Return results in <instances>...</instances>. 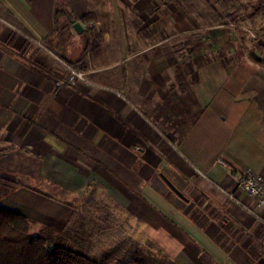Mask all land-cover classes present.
I'll use <instances>...</instances> for the list:
<instances>
[{
	"label": "crops",
	"instance_id": "crops-1",
	"mask_svg": "<svg viewBox=\"0 0 264 264\" xmlns=\"http://www.w3.org/2000/svg\"><path fill=\"white\" fill-rule=\"evenodd\" d=\"M92 11L88 0H0V205L35 233L62 227L84 193L104 190L173 264H264V209L252 213L234 190L245 167L264 175V84H244L252 72L264 79L263 58L241 54L228 33L192 59L167 39L142 48L124 28L112 38L99 16L90 34L81 17ZM58 55L86 81L57 87L68 74ZM184 73L219 84L193 91ZM169 97L183 133L141 112Z\"/></svg>",
	"mask_w": 264,
	"mask_h": 264
},
{
	"label": "rangeland",
	"instance_id": "rangeland-1",
	"mask_svg": "<svg viewBox=\"0 0 264 264\" xmlns=\"http://www.w3.org/2000/svg\"><path fill=\"white\" fill-rule=\"evenodd\" d=\"M57 1L60 6L61 0ZM88 2L94 10L92 14L95 19L99 16L98 18L107 24L112 38L117 37L118 29L124 28L126 34L127 32L130 35L135 34L142 48H145L144 45H148L152 38L158 42L167 39L168 49L173 48V53L192 59L198 52L205 56L213 55L218 34L228 33L229 40L237 41L240 50L243 49L241 54L247 50L263 58L262 63L258 65L264 70V7L260 3L261 0H88ZM83 23L88 25L92 21ZM126 28L132 31H126ZM228 28L231 31H227ZM187 39L192 41L191 44L200 42L199 47L195 44L193 47L186 46ZM38 45L43 47L40 43ZM161 45L157 46V49ZM250 76L244 83L245 86L260 89L264 79L257 75V72H252ZM83 81L86 80H80ZM218 81L204 76L197 79L196 74L188 77V74L184 73V86L192 82L189 88L193 91L209 86L217 87ZM210 110L214 112L212 108ZM141 112L152 119L161 116L163 122L173 124L179 133H183V129L185 131L184 124L174 119L179 113L177 105L170 106L165 101L159 105L155 114L147 110ZM155 125L157 129L163 131L162 125ZM142 146L146 147L144 144ZM97 187L100 188L99 185H94L95 191ZM108 195V192L99 189L96 192L84 193L75 207V215L62 227L55 229L60 232L68 229L74 239L71 242L74 250L95 256L99 260L103 259L104 264H136L137 252L151 254L158 260L171 261L168 256L158 250L155 251L152 243L143 235V223L136 221L139 217L124 208H119L115 200Z\"/></svg>",
	"mask_w": 264,
	"mask_h": 264
},
{
	"label": "trees",
	"instance_id": "trees-1",
	"mask_svg": "<svg viewBox=\"0 0 264 264\" xmlns=\"http://www.w3.org/2000/svg\"><path fill=\"white\" fill-rule=\"evenodd\" d=\"M64 15L62 9L56 8L55 21ZM94 18V14L88 12L81 20L89 23ZM61 29H66V26ZM87 30L90 34L94 32L90 24ZM96 37L99 38L100 35L97 34ZM88 38L86 44L89 45L93 40ZM58 57L63 60L61 56ZM169 98L171 100L168 99L167 102L172 103L174 97ZM175 105L176 103L173 106ZM30 225L24 214L0 205V264H104L103 259L74 250L71 245L74 239L68 229L60 232L48 227L32 233ZM135 263L173 264L171 261L155 259L151 254L138 252L135 254Z\"/></svg>",
	"mask_w": 264,
	"mask_h": 264
},
{
	"label": "built area",
	"instance_id": "built-area-1",
	"mask_svg": "<svg viewBox=\"0 0 264 264\" xmlns=\"http://www.w3.org/2000/svg\"><path fill=\"white\" fill-rule=\"evenodd\" d=\"M260 3L264 7V0H261ZM49 52L54 54L52 51ZM60 62L67 69L68 74L63 79L56 81L57 87L64 84L74 86L78 80L84 79L82 72L73 69L62 60ZM234 190L237 194H243L253 201L252 211L250 210L252 213L256 214L254 210L264 209V175L256 172L250 166L245 167L239 175L234 177ZM229 196L237 201L236 196L232 193ZM244 207L246 206L244 205Z\"/></svg>",
	"mask_w": 264,
	"mask_h": 264
},
{
	"label": "water",
	"instance_id": "water-1",
	"mask_svg": "<svg viewBox=\"0 0 264 264\" xmlns=\"http://www.w3.org/2000/svg\"><path fill=\"white\" fill-rule=\"evenodd\" d=\"M72 22V27L76 32H81L83 27L79 21H75L74 18L70 19ZM163 180L167 183V185L180 197H183L182 193L165 177L162 175Z\"/></svg>",
	"mask_w": 264,
	"mask_h": 264
}]
</instances>
